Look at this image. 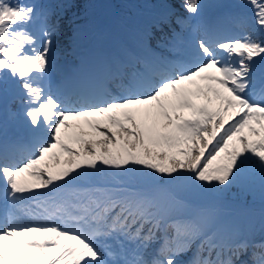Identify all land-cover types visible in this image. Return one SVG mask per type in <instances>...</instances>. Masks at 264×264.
I'll return each instance as SVG.
<instances>
[{"label": "snow or ice", "instance_id": "1", "mask_svg": "<svg viewBox=\"0 0 264 264\" xmlns=\"http://www.w3.org/2000/svg\"><path fill=\"white\" fill-rule=\"evenodd\" d=\"M79 7L0 0V264H264L190 199L264 200V0L166 2L115 54L82 50Z\"/></svg>", "mask_w": 264, "mask_h": 264}, {"label": "rangeland", "instance_id": "2", "mask_svg": "<svg viewBox=\"0 0 264 264\" xmlns=\"http://www.w3.org/2000/svg\"><path fill=\"white\" fill-rule=\"evenodd\" d=\"M38 2L39 3H43V0H38ZM99 3V4H98ZM94 4H98V6L97 7H95V10L96 11H98L97 12V15L95 14L94 15V13H92V16L95 18V19H97V20H99V19H101V18H104V15H115L114 14V11H113V9H114V7H115V4H114V2H113V0H97V2H95ZM101 6H102V8H101ZM101 10H103V13H100V11ZM98 15H99V17H98ZM101 17V18H100ZM135 21H137L136 19H134V20H132L131 21V24H130V28H133L134 27V25H135ZM97 25H98V23L96 24V26H95V28H94V30H95V33H96V35H97V30H98V27H97ZM121 28H124L125 29V27L124 26H118L117 27V29H116V32H115V34H118V35H120L121 33H122V31H120V29ZM114 34V35H115ZM93 41V40H92ZM91 41V42H92ZM93 42H95V41H93ZM223 194H226V195H231V198L233 199V200H239L240 198H241V196H243L242 194H241V190H240V188L239 187H237V186H233V187H231L230 188V190H228V191H226V192H224ZM245 195H247V193H245ZM221 196V195H220ZM221 197H223V196H221ZM261 196H259V198H260ZM191 199H196V200H201V204H206V205H213V204H209L210 202H213V201H215L214 200V198L213 197H207V198H202V197H200V196H198V197H190ZM223 199H225V198H223ZM261 199V198H260ZM262 200V199H261ZM223 201H226V200H223ZM264 201V200H263ZM231 203H233V204H231ZM218 204H222V205H224V206H219ZM236 203L233 201H231V200H228L227 202H225V203H216V206L220 209V213L222 214V215H224V219H221L220 218V224H219V227H220V229H221V231H223V232H225L224 230H223V227H221L222 226V222H227V221H230V220H234L235 222H236V224L237 225H235V228L236 227H240V226H242L245 222H247L248 220H249V218H250V215H251V212H247L245 209H243L245 212H242L241 213V211L240 212H238V211H236V213L238 212V213H241L242 215H237V217H235V213H233V212H235L234 210H232L233 209V207H235L236 209H237V207L236 206H234ZM226 205H227V207H226ZM247 215V217L246 218H244L245 216ZM229 217V218H228ZM228 218V219H227Z\"/></svg>", "mask_w": 264, "mask_h": 264}, {"label": "bare ground", "instance_id": "3", "mask_svg": "<svg viewBox=\"0 0 264 264\" xmlns=\"http://www.w3.org/2000/svg\"><path fill=\"white\" fill-rule=\"evenodd\" d=\"M142 26L138 27V28H141ZM130 29L131 28H127V29H124L122 28V33L118 36L114 35L113 39L116 41V48H117V52H119L120 50H122L123 48L122 47H118V42L121 41V44L122 46H127V43L126 42H131L130 39L128 38V36L131 34L130 32ZM134 32L136 33V31L134 30ZM100 37H102V31L100 32ZM111 44V42L109 43V45ZM133 44V43H132ZM98 45L99 43H94L92 45H89V48L87 50V53H92V54H96V53H100L101 48L104 47V46H109V45H101L99 48H98ZM129 48V47H128Z\"/></svg>", "mask_w": 264, "mask_h": 264}, {"label": "trees", "instance_id": "4", "mask_svg": "<svg viewBox=\"0 0 264 264\" xmlns=\"http://www.w3.org/2000/svg\"><path fill=\"white\" fill-rule=\"evenodd\" d=\"M82 5V0H80V6ZM258 190V191H257ZM252 192L255 194V195H253V197H258L259 198V196H261L260 195V191H259V186H258V184H257V186L252 190ZM250 196H252V195H250Z\"/></svg>", "mask_w": 264, "mask_h": 264}]
</instances>
